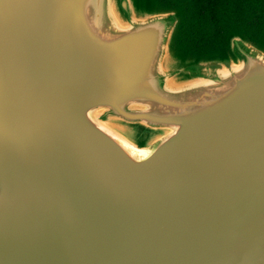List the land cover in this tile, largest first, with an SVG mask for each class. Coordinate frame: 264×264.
<instances>
[{"label":"water","instance_id":"water-1","mask_svg":"<svg viewBox=\"0 0 264 264\" xmlns=\"http://www.w3.org/2000/svg\"><path fill=\"white\" fill-rule=\"evenodd\" d=\"M183 22L0 0V264H264V44Z\"/></svg>","mask_w":264,"mask_h":264},{"label":"flooded vegetation","instance_id":"flooded-vegetation-1","mask_svg":"<svg viewBox=\"0 0 264 264\" xmlns=\"http://www.w3.org/2000/svg\"><path fill=\"white\" fill-rule=\"evenodd\" d=\"M160 1L182 11L180 43L193 55L227 47L233 32L246 35L254 42L264 36V0Z\"/></svg>","mask_w":264,"mask_h":264},{"label":"trees","instance_id":"trees-1","mask_svg":"<svg viewBox=\"0 0 264 264\" xmlns=\"http://www.w3.org/2000/svg\"><path fill=\"white\" fill-rule=\"evenodd\" d=\"M158 2L160 3V4H162V2L160 1V0H158ZM163 5V4H162ZM165 6V5H164ZM168 6V5H167ZM169 7V6H168ZM171 7V6H170ZM184 23V22H183ZM183 26V25H182ZM234 33V32H233ZM179 38H180V36H179ZM225 48V47H224ZM223 48H220V49H218L217 51H214V52H218V51H220V50H222ZM209 53H213V52H209ZM203 54H208L207 52L206 53H203Z\"/></svg>","mask_w":264,"mask_h":264},{"label":"rangeland","instance_id":"rangeland-1","mask_svg":"<svg viewBox=\"0 0 264 264\" xmlns=\"http://www.w3.org/2000/svg\"><path fill=\"white\" fill-rule=\"evenodd\" d=\"M264 36H262V38H261V41H257L258 43H262V44H264ZM213 53H217V52H213ZM208 54H211V53H208ZM203 55H206V54H203Z\"/></svg>","mask_w":264,"mask_h":264}]
</instances>
